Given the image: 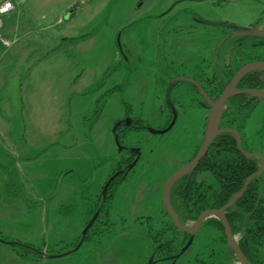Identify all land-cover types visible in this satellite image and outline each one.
I'll return each mask as SVG.
<instances>
[{
  "label": "rangeland",
  "instance_id": "obj_1",
  "mask_svg": "<svg viewBox=\"0 0 264 264\" xmlns=\"http://www.w3.org/2000/svg\"><path fill=\"white\" fill-rule=\"evenodd\" d=\"M15 1L2 30L9 44L0 43V264H147L167 256L157 252L167 240L173 253L162 264H243L221 251L216 213L181 253L190 234L151 192L160 185L132 183L142 161L115 195L107 192L108 205L84 237L83 230L128 155L116 123L131 116L152 129L163 124L158 113L172 75L162 81L158 65L207 70L220 42L214 35L223 38L225 23L261 20L264 0ZM201 19L213 25H197ZM123 130L120 144H141L144 157L160 156L162 140L163 151L172 148L171 131ZM204 212L182 223L193 228ZM259 240L246 264H264Z\"/></svg>",
  "mask_w": 264,
  "mask_h": 264
},
{
  "label": "flooded vegetation",
  "instance_id": "obj_2",
  "mask_svg": "<svg viewBox=\"0 0 264 264\" xmlns=\"http://www.w3.org/2000/svg\"><path fill=\"white\" fill-rule=\"evenodd\" d=\"M199 22L213 25L205 19ZM263 24L264 16L248 27L223 24L224 36L219 40L208 72V69L205 71L197 69L194 73L187 74L169 61L163 62L162 81L170 75L172 77L169 78L166 87L163 84L165 103L162 112L158 113V117L163 121L162 126L152 129L150 124H145L142 119L126 116L122 122L119 121L118 128L135 132L146 129L158 135L171 131L172 148L168 152L163 151L166 142L162 140L163 142L158 144L160 156L147 158L143 156L141 144L123 146L122 150L127 151L128 155L115 165L116 170L109 174L108 181L111 179V182L106 194L104 188L107 183L103 188L98 207L100 213L105 205H108V193L115 195L116 192L112 190L118 191L120 184L130 176L140 161L142 168L136 173L137 176L133 177L132 183L139 180L138 184H141V187L160 185L157 191L151 188V192H159L163 202L169 178L198 157L210 136L209 145L194 168L179 177L171 186L170 203L181 222L184 215L224 210L239 249L245 258L254 255L251 250L253 243L249 242L247 233L249 229L259 227L260 224L257 222L259 213L264 209V67L249 71L237 82L233 92L218 110L221 111V115L216 131L212 133L209 125L214 104L221 98L235 74L249 63L264 65ZM244 30L251 33H243ZM179 77L191 80H177L171 87L168 99V86ZM173 121L174 124L169 131L154 133V130L168 128ZM164 154L168 156L164 157ZM136 159V163L130 167ZM169 166L170 173L164 178ZM242 191L243 193L238 195ZM165 209L167 208L163 202V210ZM217 217L222 227L221 240L224 247L221 251L227 260L230 254L239 256L233 244L229 243L221 217ZM235 234H238V238ZM162 245L158 246L157 252L162 249ZM165 258L171 257L167 255L154 258V264H162L166 261Z\"/></svg>",
  "mask_w": 264,
  "mask_h": 264
},
{
  "label": "water",
  "instance_id": "obj_3",
  "mask_svg": "<svg viewBox=\"0 0 264 264\" xmlns=\"http://www.w3.org/2000/svg\"><path fill=\"white\" fill-rule=\"evenodd\" d=\"M243 33H251L249 30H244ZM260 67H264V65L262 63H249L247 65H245L244 67H242L234 76V78L232 79L231 83L228 85V87L226 88V90L224 91V93L222 94L221 98L218 100V102H216L213 106V109H212V114L210 116V125H209V130L212 131V133L214 131H216V125H217V122L220 118V115H221V111H218L220 109V106L223 104V102L225 101V99L233 92V88L234 86L237 84V82L246 74L248 73L249 71L251 70H254V69H257V68H260ZM177 80H186V81H189L191 79L189 78H186V77H179L177 79H174L173 81L170 82L169 86H168V89H167V96H168V99H169V93H170V90H171V87L172 85L177 81ZM174 124V121L171 123V125L166 128V129H163V130H154V133H165L167 131H169L172 126ZM120 125V122H117L114 129H113V132L116 134L115 135V138H116V142L119 146V150H122L123 146L120 144V139H119V135L116 133L117 132V128L118 126ZM210 139L211 137L209 136L207 138V141L204 145V148L203 150L200 152V154L198 155V157L191 163H189L188 165L184 166L182 169H180L179 171H177L175 174H173L167 184H166V187H165V190H164V194H163V202L167 208V211L169 212V214L171 215L175 225L181 229L182 231L190 234V238L187 242V244L182 248V251L181 253H184L190 246L191 244L193 243L194 241V237H195V233L196 231L199 229V226L200 224L202 223V221L209 215L211 214H218L220 217H221V220L223 221V224L225 226V230H226V233H227V236H228V239H229V243L233 244V246L236 248L239 256L242 258V262L243 264H246V259H245V256L243 255L242 251L239 249L238 245L236 244L235 240H234V237L232 235V232H231V228H230V224H229V221L227 219V216L224 212V210H221V211H215V210H209V211H206L204 212L202 215H200V217L198 218L197 220V223L196 225L191 228V227H187L186 225H184L181 220L179 219L178 217V214L176 213V211L173 209L171 203H170V197H169V191L171 189V186L173 185V183L179 178L181 177L183 174H185L187 171L191 170L194 168V166L196 165V163L198 162L199 158L203 155V153L205 152L206 148L208 147L209 145V142H210ZM138 151V154H139V148L136 149ZM137 159H138V156H137ZM137 159L130 165V167H132ZM111 182V179L107 182L105 188H104V194H106V191H107V188L109 186ZM249 181H247L248 183ZM247 185V184H246ZM243 193L240 192L238 195H241ZM100 214V211L98 210L94 215L93 217L90 219V221L88 222V224L86 225V227L84 228L83 230V237L87 234V232L89 231V229L92 227L93 223L96 221V219L98 218ZM84 242V238H82L80 240V242L77 244V246H75V248H73L72 250L68 251L67 253H70L72 251H75L77 250ZM44 256H58V255H54V254H47V253H44L43 254ZM168 258H165V260H167ZM147 264H154V257L152 256L148 263Z\"/></svg>",
  "mask_w": 264,
  "mask_h": 264
},
{
  "label": "trees",
  "instance_id": "obj_4",
  "mask_svg": "<svg viewBox=\"0 0 264 264\" xmlns=\"http://www.w3.org/2000/svg\"><path fill=\"white\" fill-rule=\"evenodd\" d=\"M262 207L263 206L261 205V208ZM257 222L260 224L258 228H256V229L255 228H251V229L248 230L247 238L249 239V242L250 243H254V242L255 243L256 242L257 243H260V242H262V241L259 240V238H262V236H264V234H263L264 233V209H261V211L259 213V218H258V221ZM220 231L222 232V229H220ZM160 251L163 252V255H170V254H172L173 253V249H172V243H171V241H168L167 240L165 242V244L162 245V249ZM163 263H165V261H163Z\"/></svg>",
  "mask_w": 264,
  "mask_h": 264
},
{
  "label": "built area",
  "instance_id": "obj_5",
  "mask_svg": "<svg viewBox=\"0 0 264 264\" xmlns=\"http://www.w3.org/2000/svg\"><path fill=\"white\" fill-rule=\"evenodd\" d=\"M17 1L2 0L0 1V43L9 44L8 40L2 37V30L4 29V17L16 10Z\"/></svg>",
  "mask_w": 264,
  "mask_h": 264
},
{
  "label": "crops",
  "instance_id": "obj_6",
  "mask_svg": "<svg viewBox=\"0 0 264 264\" xmlns=\"http://www.w3.org/2000/svg\"><path fill=\"white\" fill-rule=\"evenodd\" d=\"M27 0H21V2L22 3H24V2H26ZM197 25H200V23H198ZM3 35V34H2ZM3 37H5V36H3ZM214 41L215 42H218L219 41V36L218 35H214ZM5 39L7 40V38L5 37ZM162 67H163V64H161V65H158V69H159V71L161 72L162 71ZM157 69V70H158Z\"/></svg>",
  "mask_w": 264,
  "mask_h": 264
}]
</instances>
